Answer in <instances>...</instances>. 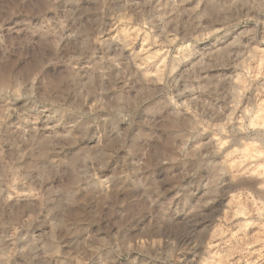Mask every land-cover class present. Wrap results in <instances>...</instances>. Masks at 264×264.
Listing matches in <instances>:
<instances>
[{
	"label": "clouds",
	"instance_id": "obj_1",
	"mask_svg": "<svg viewBox=\"0 0 264 264\" xmlns=\"http://www.w3.org/2000/svg\"><path fill=\"white\" fill-rule=\"evenodd\" d=\"M0 264H264V0H0Z\"/></svg>",
	"mask_w": 264,
	"mask_h": 264
}]
</instances>
